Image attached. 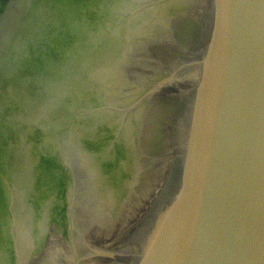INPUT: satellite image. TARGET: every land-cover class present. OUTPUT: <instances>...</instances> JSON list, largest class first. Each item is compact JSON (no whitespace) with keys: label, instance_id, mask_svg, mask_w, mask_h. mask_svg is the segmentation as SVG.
<instances>
[{"label":"water","instance_id":"water-1","mask_svg":"<svg viewBox=\"0 0 264 264\" xmlns=\"http://www.w3.org/2000/svg\"><path fill=\"white\" fill-rule=\"evenodd\" d=\"M0 264H264V0H12Z\"/></svg>","mask_w":264,"mask_h":264},{"label":"flooded vegetation","instance_id":"flooded-vegetation-1","mask_svg":"<svg viewBox=\"0 0 264 264\" xmlns=\"http://www.w3.org/2000/svg\"><path fill=\"white\" fill-rule=\"evenodd\" d=\"M11 3H12V0H5L0 10V51L3 47L4 39L2 38V34L4 31V27L6 23L5 21H6V18L8 17V12H9L8 10L10 9Z\"/></svg>","mask_w":264,"mask_h":264},{"label":"rangeland","instance_id":"rangeland-1","mask_svg":"<svg viewBox=\"0 0 264 264\" xmlns=\"http://www.w3.org/2000/svg\"><path fill=\"white\" fill-rule=\"evenodd\" d=\"M4 2H5V0H0V10H1V8H2Z\"/></svg>","mask_w":264,"mask_h":264}]
</instances>
